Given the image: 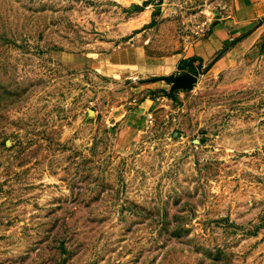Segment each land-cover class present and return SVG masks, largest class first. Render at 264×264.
<instances>
[{"label":"rangeland","instance_id":"obj_1","mask_svg":"<svg viewBox=\"0 0 264 264\" xmlns=\"http://www.w3.org/2000/svg\"><path fill=\"white\" fill-rule=\"evenodd\" d=\"M230 12L0 0V264H264V55L212 68Z\"/></svg>","mask_w":264,"mask_h":264},{"label":"crops","instance_id":"obj_2","mask_svg":"<svg viewBox=\"0 0 264 264\" xmlns=\"http://www.w3.org/2000/svg\"><path fill=\"white\" fill-rule=\"evenodd\" d=\"M209 46L225 48L213 69L264 55V0H231V12L215 24Z\"/></svg>","mask_w":264,"mask_h":264},{"label":"water","instance_id":"obj_3","mask_svg":"<svg viewBox=\"0 0 264 264\" xmlns=\"http://www.w3.org/2000/svg\"><path fill=\"white\" fill-rule=\"evenodd\" d=\"M166 81L171 82L173 84L172 89H190L195 83L196 78L191 75L184 74L177 78H166Z\"/></svg>","mask_w":264,"mask_h":264},{"label":"trees","instance_id":"obj_4","mask_svg":"<svg viewBox=\"0 0 264 264\" xmlns=\"http://www.w3.org/2000/svg\"><path fill=\"white\" fill-rule=\"evenodd\" d=\"M189 62H192V60H189ZM189 72L191 74H195L196 73V71L193 69V67L191 65H189Z\"/></svg>","mask_w":264,"mask_h":264}]
</instances>
